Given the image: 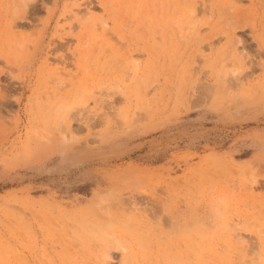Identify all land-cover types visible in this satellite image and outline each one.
<instances>
[{
    "label": "rangeland",
    "instance_id": "1",
    "mask_svg": "<svg viewBox=\"0 0 264 264\" xmlns=\"http://www.w3.org/2000/svg\"><path fill=\"white\" fill-rule=\"evenodd\" d=\"M46 9L0 6V264H264V0Z\"/></svg>",
    "mask_w": 264,
    "mask_h": 264
},
{
    "label": "crops",
    "instance_id": "2",
    "mask_svg": "<svg viewBox=\"0 0 264 264\" xmlns=\"http://www.w3.org/2000/svg\"><path fill=\"white\" fill-rule=\"evenodd\" d=\"M4 5L26 8L28 16L32 17L31 19L27 20L28 22L35 21V10H39L42 7L44 12V21L51 22V14L46 11V8L56 10V7L58 6V0H0V6Z\"/></svg>",
    "mask_w": 264,
    "mask_h": 264
},
{
    "label": "bare ground",
    "instance_id": "3",
    "mask_svg": "<svg viewBox=\"0 0 264 264\" xmlns=\"http://www.w3.org/2000/svg\"><path fill=\"white\" fill-rule=\"evenodd\" d=\"M163 193H164V192H163ZM135 197H136V200L139 201L138 196L135 195L134 198H135ZM142 197H143V196H142ZM192 197H193V196H192ZM137 198H138V199H137ZM142 200H143V198H142ZM153 200H154V199H153ZM155 201H157V200H155ZM155 201H154V202H155ZM139 202H140V201H139ZM157 202H158V201H157ZM137 203H138V202H137ZM137 203H136V204H137ZM159 203H160V202H159ZM187 203H188V202H187ZM156 204H157V203H156ZM153 205H154V204H153ZM150 206H151V205H150ZM157 206H158V204H157ZM159 207H160V206H158V208H159ZM185 207H186V206H185ZM188 208H189V206H188ZM102 209H103V208H102ZM143 209H144V208H143ZM156 209H157V208H156ZM178 209H179V208H178ZM132 210H133V209H132ZM147 210H149V209H147ZM154 210H155V209H154ZM103 211H104V210H103ZM155 211H156V210H155ZM141 212H142V211H141ZM148 213H149V212H148ZM153 213H154V212H153ZM157 214H159V213L157 212ZM157 214H154V215H157ZM116 216H118V215H116ZM105 218H106V217H105ZM105 218H104V219H105ZM120 218H121V217H120ZM150 218H152V217H150ZM154 218H155V216H154ZM80 219H81V218H80ZM100 219H101V218H100ZM106 219H107V218H106ZM81 220H82V219H81ZM101 220H102V219H101ZM154 220H155V219H154ZM95 221H96V220H95ZM97 221L99 222V220H97ZM107 221H108V220H107ZM124 221H125V220H124ZM124 221H123V224H125ZM163 221H164V223H167V222H165L164 219H163ZM100 222H101V221H100ZM105 222H106V221H104V223H105ZM121 222H122V221H121ZM154 222H155V221H154ZM104 223H103V225H104ZM151 223H153V222L151 221ZM98 224H99V223H98ZM98 224H97V225H98ZM162 224H163V223H162ZM103 225H102V226H103ZM105 225H107V224H105ZM114 225H115V224H114ZM114 225H113V226H114ZM119 225H121V227L123 226V228L125 227V226L122 225V224H119ZM119 225H118V226H119ZM126 225H128V224H126ZM131 225H132V224H131ZM140 225H141V224H140ZM164 225H165V224H164ZM88 226H89V225H88ZM162 226H163V225H162ZM60 227H61V226H60ZM105 227H106V226H105ZM119 227H120V226H119ZM165 227H166V226H165ZM165 227H164V228H165ZM167 227H168V226H167ZM58 228H59V227H58ZM72 228H73V227H72ZM77 228H78V227H77ZM81 228H82V227H81ZM168 228H169V227H168ZM124 229H125V228H124ZM85 230H86V229H85ZM89 230H90V229H89ZM104 230H105V229H104ZM74 231H75V230H74ZM96 231H97V230H96ZM136 231H137V230H136ZM79 232H80V231H79ZM53 233H54V232H53ZM56 233H57V232H56ZM67 233H68V232H67ZM74 233H76V232H74ZM88 233H89V232H88ZM145 233H146V232H145ZM185 233H186V232H185ZM61 234H63V233H61ZM76 234H78V233H76ZM81 234H82V233H81ZM89 234H90V233H89ZM68 235H70V234H68ZM91 235H92V234H90V236H91ZM93 235H95V234H93ZM99 235H101V233H100ZM122 235H123V234H122ZM148 235H149V234H148ZM56 236H57V235H56ZM61 236H62V235H61ZM83 236H84V233H83ZM83 236H82V237H83ZM96 236H97V234L95 235V237H96ZM124 236H125V235H124ZM124 236H123V237H124ZM177 236H178V235H177ZM64 237H65V236H64ZM76 237H77V236H76ZM79 237H80V236H79ZM85 237H86V236H85ZM91 237H92V236H91ZM93 237H94V236H93ZM98 237H100V236H97L96 239H98ZM101 237H103V236H101ZM104 237H105V236H104ZM110 237H111V236H110ZM112 237H113V236H112ZM123 237H122V238H123ZM131 237H132V236H131ZM149 237H150V236H149ZM154 237H155V236H154ZM181 237H182V236H181ZM107 238H108V237H107ZM113 238H114V237H113ZM122 238H121V239H122ZM126 238H127V237H126ZM126 238H125V239H126ZM147 238H148V237H147ZM88 239H89V238H88ZM99 239L101 240V238H99ZM103 239H104V238H103ZM132 239H133V238H132ZM143 239H144V238H143ZM55 240H56V239H55ZM57 240H58V239H57ZM74 240H75V239H74ZM84 240H85V239H84ZM113 240H114V239H113ZM119 240H120V239H119ZM127 240H128V239H127ZM59 241H60V239H59ZM61 241H62V240H61ZM64 241H65V240H63V242H64ZM81 241H82V240H81ZM81 241H79V242H81ZM114 241H115V240H114ZM83 242H84V241H83ZM109 242H110V241H109ZM109 242H108V243H109ZM117 242H118V241H117ZM64 243H65V242H64ZM97 243H98V242H97ZM100 243H101V241H100ZM100 243H99V244H100ZM111 243H112V242H111ZM147 243H148V242H147ZM149 243H150V241H149ZM176 243H177V242H176ZM176 243H175V244H176ZM41 244H42V243H41ZM68 244H69V243H68ZM70 244H71V243H70ZM75 244H78V243H75ZM75 244H74V245H75ZM79 244H81V243H79ZM118 244H119V247H122V246H120V243H118ZM118 244H117V245H118ZM135 244H136V243H135ZM160 244H161V243H160ZM169 244H170V243H169ZM85 245H87V244H85ZM113 245H115V244H113ZM128 245H129V243H128ZM128 245H127V246H128ZM148 245H149V244H148ZM148 245H147V246H148ZM176 245H178V244H176ZM62 246H63V245H62ZM78 246H79V245H78ZM81 246H82V245H81ZM83 246H84V245H83ZM155 246H156V244H155ZM166 246H167V245H166ZM178 246H180V245H178ZM193 246H194V245H193ZM88 247H89V246H88ZM98 247H99V246H98ZM137 247H139V246H137ZM68 248H69V247H68ZM83 248H84V247H83ZM85 248H86V246H85ZM89 248H90V247H89ZM89 248H88V250L90 251L91 248H90V249H89ZM109 248H110V246H109ZM109 248H108V249H109ZM113 248H114V247H113ZM133 248H134V247H133ZM167 248H168V247H167ZM178 248H179V247H178ZM180 248H181V247H180ZM66 249H67V248H66ZM80 249H81V248H80ZM96 249H97V248H96ZM121 249H122V248H121ZM130 249H131V248H130ZM143 249H144V248H143ZM164 249H165V248H164ZM171 249H172V248H171ZM173 249H174V248H173ZM184 249H186V248H184ZM84 250H85V249H84ZM91 250H92V249H91ZM118 250H120V249L118 248ZM118 250H117V251H118ZM124 250H125V249H124ZM132 250H133V249H132ZM166 250H167V249H166ZM177 250H178V249H176V251H177ZM195 250H196V249H195ZM66 251H67V250H66ZM69 251H72V250H69ZM77 251H78V250H77ZM82 251H83V250H82ZM117 251H116V252H117ZM120 251H121V250H120ZM178 251H179V250H178ZM49 252H50V251H49ZM109 252H110V251H109ZM123 252H124V251H123ZM123 252H121V253H123ZM128 252H129V251H128ZM68 253H69V252H68ZM81 253H82V252H81ZM88 253H89V252H88ZM104 253H105V252H104ZM131 253H132V251H131ZM134 253H135V252H134ZM134 253H133V254H134ZM166 253H167V251H166ZM178 253H179V252H178ZM184 253H185V252H184ZM71 254H72V252H71ZM75 254H76V252H75ZM105 254H106V253H105ZM126 254H127V253H126ZM173 254H174V253H173ZM69 255H70V254H69ZM81 255H83V254H81ZM81 255H80V256H81ZM123 255H124V253H123ZM178 255L180 256V254H178ZM181 255H182V254H181ZM57 256H58V255H57ZM84 256H85V255H84ZM84 256H83V257H84ZM88 256H89V255H88ZM88 256H87L86 258H88ZM98 256H99V255H98ZM173 256H175L174 258L177 259V258H176V255H173ZM188 256H189V255H188ZM194 256H196V253H195ZM76 257H77V256H76ZM95 257L98 259L97 256H95ZM103 257H104V256H103ZM129 257H130V256H129ZM168 257H169V255H168ZM168 257H167V258H168ZM39 258H40V257H39ZM106 258H107V257H106ZM126 259H127V257H126ZM191 259H192V258H191ZM78 260L80 261V259H78ZM104 260L108 263V261H107L106 259H104ZM139 260H140V259H139ZM157 260H158V259H157ZM157 260H156V261H157ZM84 261L87 262V260H84ZM120 261H121V260H120ZM122 261H123V258H122ZM131 261H132V260H131ZM140 261H141V260H140ZM143 261L146 262V260H144V259H143ZM156 261H155V262H156ZM168 261H169V260H168ZM175 261H176V260H175ZM188 261H192V262H193L194 260H188ZM195 261H196V257H195ZM81 262H82V259H81ZM101 262H102V261H101ZM145 262H144V263H145ZM172 262H174V261H172ZM182 262H183V261H182ZM89 263L91 264L92 261L89 262ZM111 263H112V262H111ZM120 263H121V262H120ZM125 263H126V264L128 263L127 260L125 261ZM132 263H133V262H132ZM168 263H169V262H168ZM194 263L196 264V262H194ZM71 264H72V263H71ZM82 264H83V263H82ZM109 264H110V263H109ZM121 264H122V263H121ZM123 264H124V261H123ZM129 264H130V263H129ZM158 264H159V263H158ZM174 264H175V262H174ZM177 264H178V263H177Z\"/></svg>",
    "mask_w": 264,
    "mask_h": 264
}]
</instances>
